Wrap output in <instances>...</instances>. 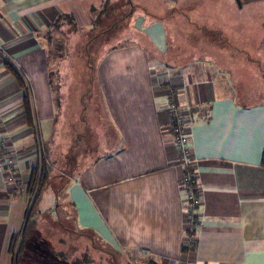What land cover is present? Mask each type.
I'll use <instances>...</instances> for the list:
<instances>
[{
    "label": "crops",
    "instance_id": "crops-1",
    "mask_svg": "<svg viewBox=\"0 0 264 264\" xmlns=\"http://www.w3.org/2000/svg\"><path fill=\"white\" fill-rule=\"evenodd\" d=\"M139 1L127 0L137 10L126 15L134 18L136 40L111 46L96 71L117 145L86 111V137L110 150L61 191L76 229L125 264H264V0H191L185 10L177 0H155L165 12L152 21L144 13L154 17L155 8ZM108 4L0 0V147L17 160L20 181L8 180L0 148V264H12V238L26 222L38 142L45 141L41 129H54L59 86L67 83L55 85L45 40L58 23L81 33L118 24L106 22ZM172 13L186 19L184 41L174 46L163 20ZM6 63L22 73L25 88ZM28 95L35 127L26 114ZM172 104L185 122L197 205L182 188L187 168L174 150ZM49 195L55 192H43L37 216L48 215ZM189 215L198 227H189Z\"/></svg>",
    "mask_w": 264,
    "mask_h": 264
},
{
    "label": "rangeland",
    "instance_id": "rangeland-1",
    "mask_svg": "<svg viewBox=\"0 0 264 264\" xmlns=\"http://www.w3.org/2000/svg\"><path fill=\"white\" fill-rule=\"evenodd\" d=\"M190 1L177 0L174 4L179 6L180 10H185L191 4ZM137 3L155 8L152 12L154 17L144 13L148 21L158 19L156 15L165 12L162 2L141 0ZM109 5L112 8L111 15L105 20L110 25L116 21L118 24L104 27L105 30L99 27L82 33L66 27L63 30L56 27L51 37L45 40V45L47 44L49 48L55 85L57 82L59 85L64 81L67 83L59 86L62 93L60 94V91L58 93L60 105L58 104V120L54 129L51 128V124L47 127L43 124L44 127L41 129V136L45 141L38 142V164L34 170V179L29 183L30 191L32 190L29 196L31 201L42 186L43 192L50 190L55 192V195H49V203L52 205L47 216H37V208L32 211L34 224L31 235L34 238L22 243L20 233L16 235L14 251H18L20 245L22 251L25 249L23 252L25 257L22 255L20 264H71L74 260L77 264H80V261H92L93 264H125L126 262L120 256L112 254L101 241L76 229L73 212L62 198V190L71 177L76 176L95 158L110 150L107 145H98L91 137V133L86 137L87 125L84 122L87 118L86 111H91L96 118L94 124L101 123L110 134L112 146L115 148L117 145L114 143L117 141V136L108 122L100 97L96 71L100 59L111 46L124 45L136 39L131 24L133 17L126 18L131 12L127 0H110ZM138 8V11H145L142 6ZM135 9L133 12L137 11ZM181 15L184 16V12ZM163 20L166 22L170 45L174 46L180 40L184 41L186 19L177 18L172 13ZM178 20L180 25L176 23ZM258 20L260 22L262 19ZM193 29L190 25L188 31L191 32ZM101 31L104 33L102 34ZM198 32V29L194 31L199 34ZM63 76L66 79L58 81L59 77L63 79ZM262 101L264 102V98ZM91 141L92 145H90ZM12 159L17 173L14 183L19 185V164L15 157ZM57 196L60 199L56 200ZM55 200L58 201L57 206ZM42 250L45 256L39 258L37 252Z\"/></svg>",
    "mask_w": 264,
    "mask_h": 264
},
{
    "label": "built area",
    "instance_id": "built-area-1",
    "mask_svg": "<svg viewBox=\"0 0 264 264\" xmlns=\"http://www.w3.org/2000/svg\"><path fill=\"white\" fill-rule=\"evenodd\" d=\"M171 111L172 115L170 116L169 123L172 126V134L175 139V144H174V150L176 153V157L178 160V163L181 164L182 166L186 168H190L194 161L191 159V153L190 150L187 147V141H186V136L184 135V127H185V122L183 120L182 113L177 111L176 106L174 104L171 105ZM3 157H6L7 160V165L10 170V175H9V181L14 182L16 179V170H14V160L9 156L5 149V145L1 143V147ZM182 188L189 193L190 199L193 201L195 205L199 203V201L195 198V183H194V178L191 176L190 173H187L182 184ZM189 224L191 228L193 227H198L199 222L195 218L194 215H189L188 216Z\"/></svg>",
    "mask_w": 264,
    "mask_h": 264
},
{
    "label": "trees",
    "instance_id": "trees-1",
    "mask_svg": "<svg viewBox=\"0 0 264 264\" xmlns=\"http://www.w3.org/2000/svg\"><path fill=\"white\" fill-rule=\"evenodd\" d=\"M130 4V3H129ZM134 4V3H132ZM133 10V7H131V12ZM130 12V14H131ZM61 24H56L55 27H60ZM134 31V30H133ZM101 33L103 34L104 31H101ZM8 69L13 73V75L16 77L17 81L19 82L20 86L22 87H26V83H25V80L22 76V73H20V71L15 67L13 66L11 63H6ZM25 109H26V114L28 116V120L30 122L31 125H33L35 127V114H34V109L32 107V100L30 98V96L28 95L25 99ZM36 131L38 132V130L36 129ZM189 168H187V173H190V171H188ZM34 179V172H33V175L31 177V180ZM43 186L40 188V191L38 192L37 196L35 198H33L31 200V203H30V209L28 210L27 212V216H26V222L24 223V226L22 227V230L20 231V236H21V239H22V243L26 242L31 234H32V227H33V224H34V221L32 220V211L33 210H36L37 208V205H38V202L41 200L42 198V195H43ZM32 191V190H31ZM30 188L28 190L29 194H30ZM15 244H16V236H14L12 238V243H11V249H10V252L12 253V264H20L21 263V258H22V255H23V251H22V246L20 245V248L17 250L14 251V247H15Z\"/></svg>",
    "mask_w": 264,
    "mask_h": 264
}]
</instances>
